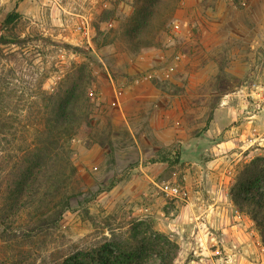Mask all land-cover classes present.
<instances>
[{"label":"rangeland","instance_id":"rangeland-1","mask_svg":"<svg viewBox=\"0 0 264 264\" xmlns=\"http://www.w3.org/2000/svg\"><path fill=\"white\" fill-rule=\"evenodd\" d=\"M12 13L20 18L7 27ZM2 36L27 41L0 44V149L12 156L34 143L46 99L71 72L84 65L94 76L90 125L70 144V208L38 241L35 264L128 239L140 221L179 245L174 264H264L254 223L230 196L241 169L264 157V129L249 126V157L236 143L217 147L245 130L221 125L264 110V0H0ZM188 177L215 178L195 190ZM216 177H227L235 234L204 211ZM5 246L0 237V264L22 251Z\"/></svg>","mask_w":264,"mask_h":264},{"label":"trees","instance_id":"trees-1","mask_svg":"<svg viewBox=\"0 0 264 264\" xmlns=\"http://www.w3.org/2000/svg\"><path fill=\"white\" fill-rule=\"evenodd\" d=\"M19 18L18 13H12L5 25L12 26ZM26 42L18 37L0 38L1 45ZM93 83L87 67L76 68L65 78L61 94L46 99L48 103L35 123L34 143L21 148L18 156L0 149L2 165L9 168L6 177H0V237L5 249L14 244L22 248L8 264H35L38 241L58 228L70 208L66 188L76 174L70 144L90 125L89 90ZM230 196L239 212L254 223L264 247V157H256L241 169ZM179 252L175 241L140 221L132 224L128 239L115 238L54 264H174Z\"/></svg>","mask_w":264,"mask_h":264},{"label":"crops","instance_id":"crops-1","mask_svg":"<svg viewBox=\"0 0 264 264\" xmlns=\"http://www.w3.org/2000/svg\"><path fill=\"white\" fill-rule=\"evenodd\" d=\"M249 119L250 122H249ZM255 121H257L259 124L258 126L255 128L256 130H261L262 128L264 129V110L263 111H259L257 112L256 114H254L253 116L249 117L247 116L246 117V120L243 124H235V121H232V125L233 127L231 128L230 131H225L224 130V127H220L219 131H221L220 133L222 134H228L230 133L229 135H231V131H235L236 130V134L238 133H242V128H244V134L242 136H240L239 138H229L228 141L226 142H222L221 144H218L217 147H220L222 150L224 149H232V144H237V148L238 151H237V154H238V157H249V153L246 154V152L249 150V126L252 125V122L255 123ZM217 125V123H216ZM233 131V132H234ZM256 140H259V139H256ZM263 142H264V137L262 138L261 136V139ZM255 142V141H253ZM261 146H264V145H261ZM189 148L191 151H193L194 153L198 152L200 150V146H199V143L198 142H191V144H189ZM218 150V149H216ZM245 155V156H244ZM226 158H228V156H221L219 157L218 160H225ZM192 178V179H191ZM206 178V180H211L212 178H215V177H188L187 178V182H194V183H197L195 185V190L198 189V185L200 183V180L201 179H204ZM217 180L219 181V186H217V188L215 189L214 193H215V196L212 194V190H207L209 193V196L211 198H217V201L215 203L211 202L210 200H208L207 202V206H206V209L204 210L207 214L208 213H215V214H221L222 217L224 215V218H225V224H227V226L225 228H223V231L225 233H227L228 235L230 234H235L237 230H241V227L238 226V224H236L235 221H233L234 219H231V223L234 222L233 225L229 224L228 223V216H226L225 214L228 213V211H233V209L235 208L233 206V203L229 197V194H228V187L226 186L227 184L225 183V186H224V182L223 180H225L227 177H216ZM193 180V181H192ZM189 184H188V187L187 189L190 191L191 193V190L189 189ZM203 194H205V190L201 191ZM193 194H200V192H193ZM189 195V193H188ZM221 200V202H220ZM187 206L189 207V204L187 203ZM203 210V209H202ZM233 218L237 219V216H233ZM253 234H255V232L253 231L252 232Z\"/></svg>","mask_w":264,"mask_h":264},{"label":"built area","instance_id":"built-area-1","mask_svg":"<svg viewBox=\"0 0 264 264\" xmlns=\"http://www.w3.org/2000/svg\"><path fill=\"white\" fill-rule=\"evenodd\" d=\"M84 27H80V29H83ZM166 192H170V194H172L173 196L177 197L178 194H179V191L178 189L176 188H169V187H166Z\"/></svg>","mask_w":264,"mask_h":264}]
</instances>
